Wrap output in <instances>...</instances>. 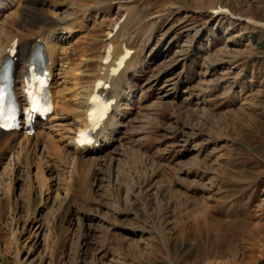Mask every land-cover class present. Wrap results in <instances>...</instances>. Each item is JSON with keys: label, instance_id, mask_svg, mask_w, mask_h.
<instances>
[{"label": "rangeland", "instance_id": "obj_1", "mask_svg": "<svg viewBox=\"0 0 264 264\" xmlns=\"http://www.w3.org/2000/svg\"><path fill=\"white\" fill-rule=\"evenodd\" d=\"M38 6L49 20L77 19L62 42L68 67L90 60L84 84L135 8L126 34L135 50L149 40L134 80L142 98L121 129L126 147L112 163L83 164L58 199L51 180L39 191L25 162L10 193L0 156V264H264V0ZM219 8L230 16L213 15Z\"/></svg>", "mask_w": 264, "mask_h": 264}, {"label": "bare ground", "instance_id": "obj_2", "mask_svg": "<svg viewBox=\"0 0 264 264\" xmlns=\"http://www.w3.org/2000/svg\"><path fill=\"white\" fill-rule=\"evenodd\" d=\"M38 4H43V0H25L21 5L17 4V0H0V73L9 49L16 40L18 45L13 56L14 90L17 101L23 103L24 76L27 74L30 60L33 55H40L44 52L47 70L52 78L50 87L53 107L45 119H37L32 123L31 126L34 129L32 134L28 132L29 125L23 110L21 111L22 127L19 130L4 131L0 129V156L8 159L2 174L5 181L10 183V193L13 189L12 186L18 181L14 173L19 171L20 166L25 162L27 175L29 178H33V183L37 185L39 191L41 190L43 193L44 189L49 187L48 180H51L54 183L53 188L57 192L54 198H57L61 195L62 190H67L62 182L83 170V164H88V169L94 170L107 160L112 163L115 156L119 155L121 151L119 149L126 147L125 142H122L125 133L121 129L128 125L131 109L137 107L142 98L137 100L133 98L134 80L145 73L143 55L149 40L145 39L147 42L144 41L140 48L133 49L135 40L133 36L129 37L126 32L128 23L136 17L135 8L129 9L123 17V21L115 24V28L108 34L107 51L110 50L111 60L105 61L104 55L100 59L98 73L94 76V80L89 84H84L85 82L81 83L86 75V70L83 68L88 67L90 60L76 65V68L68 67L71 57L62 42L63 34H71L74 31L73 26L77 19L72 16L73 14L67 13L57 20H49L43 14L44 10L37 7ZM23 6L24 9H22ZM87 11H89L88 8L85 9L84 14L88 13ZM217 13L224 18L231 14L228 10L220 8L213 11V15H217ZM145 33V38H148L150 32ZM126 48L132 50L131 56L125 61L121 70L112 73L113 59L117 58ZM58 66L59 69H56ZM98 79L104 82L98 92L107 95L108 99H113L114 104L111 106L104 125L94 131L93 142L84 146L79 144L77 136L79 131L87 128L86 117L89 107H94L90 115L97 121L103 116L109 102L103 97L99 99L90 97L96 93ZM71 82L80 84H74L76 89L71 91L70 85H68ZM57 135L59 148L54 154L56 158H52L49 154L56 144L55 136ZM32 156L35 157L34 162L38 165L35 172H33L32 159L34 158ZM49 157L54 162L53 166L49 164ZM82 157H86L87 161ZM45 164H49L52 168H44ZM63 199L62 197V201ZM55 203L57 200L54 199L52 205H56ZM42 230L43 228L40 227L39 233Z\"/></svg>", "mask_w": 264, "mask_h": 264}, {"label": "snow or ice", "instance_id": "obj_3", "mask_svg": "<svg viewBox=\"0 0 264 264\" xmlns=\"http://www.w3.org/2000/svg\"><path fill=\"white\" fill-rule=\"evenodd\" d=\"M38 83L42 84L43 81H40L39 79L37 80ZM5 116V94L4 90L0 88V121L3 120ZM6 127L5 124L0 123V128Z\"/></svg>", "mask_w": 264, "mask_h": 264}]
</instances>
